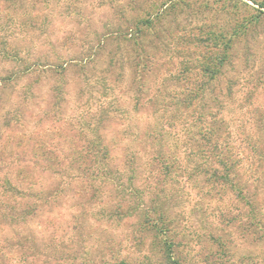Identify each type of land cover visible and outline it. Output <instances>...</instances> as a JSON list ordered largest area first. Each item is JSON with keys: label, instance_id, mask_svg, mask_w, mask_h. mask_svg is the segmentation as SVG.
I'll return each mask as SVG.
<instances>
[{"label": "rangeland", "instance_id": "1", "mask_svg": "<svg viewBox=\"0 0 264 264\" xmlns=\"http://www.w3.org/2000/svg\"><path fill=\"white\" fill-rule=\"evenodd\" d=\"M253 14L259 20L234 35L230 63L210 80L201 65ZM9 75L2 162L13 176L27 166L38 197L59 186L36 201L18 243L0 231L10 244L2 264H167L168 248L180 264H264V161L250 164L242 144L244 134L264 140V0H0V77ZM187 99L203 112L218 102L235 144L241 132L236 185L214 182L205 165L194 172L182 133L177 148L163 146L177 157L169 170L149 159L145 126L161 122L172 137ZM100 143L111 173L92 187L88 173L39 168L76 166L78 152ZM131 150L139 153L128 168Z\"/></svg>", "mask_w": 264, "mask_h": 264}, {"label": "trees", "instance_id": "2", "mask_svg": "<svg viewBox=\"0 0 264 264\" xmlns=\"http://www.w3.org/2000/svg\"><path fill=\"white\" fill-rule=\"evenodd\" d=\"M259 18V14H253L252 16L246 18L245 21L240 24L241 26H238L236 29L232 30L229 37L226 38V47L224 50L219 51L216 49L215 53H212V56L209 58L210 62L208 61V63L202 64L200 71H202V73L208 72L209 76L211 77L210 80L220 75L224 65H228V62L230 61L229 49L232 48V40L234 35L239 33L241 27L246 29L249 24L257 22ZM6 56H9L10 58L12 57L13 59H18L15 53H8ZM28 69H30V67ZM13 77L14 75H9L7 77H3L2 79L0 77V92L6 85L7 81L12 80ZM193 90L194 94H196V97L193 99L197 98V95L199 94L200 101V99L203 98L201 96L203 95L204 87H202V85H198ZM188 93L190 92L188 91ZM198 104L200 103L196 102V100L195 102L191 99L184 101V106L180 112V115L173 116L175 117L176 125L179 126V132H175L172 137H170V132L163 130L161 122L154 123V127H150L149 125L145 126L146 128L143 134L145 135L146 140L149 139V141L153 143L151 147L155 148L150 153L149 159L160 160L163 167L169 170L172 166V161L176 160L177 157L175 156L174 150L171 152H166L163 150V146L167 142L173 141V148H177L179 143L178 138L180 133H182V143L186 147L190 148L187 155L185 156V159L187 161L193 162V164H195L198 168V170H195L194 172L201 173L199 167H203L202 165H205L210 171V175L214 177V182H224L230 185H236V182L238 181L236 168L239 167V164H241V152H239L241 151V132L236 135L238 143L235 144L231 132L226 130L224 127L226 124L225 120L221 117H218V113L221 112L219 108L220 104L216 107L215 105L218 104V102L215 104L211 103V105L208 103V108L205 112L202 110L203 105H199L198 107ZM185 108L191 109L192 114L185 116L183 113V111H186ZM173 122L174 118L170 117L166 124L169 123L168 125L171 127ZM244 135L245 136L242 139V144L249 150V154H247L246 159L250 160V164L252 165L254 163L262 164V161H264V140H258L257 134H255V139L253 138L252 134ZM99 137L100 136H98L97 141H100ZM100 144L101 148L86 146V148L82 150L83 152L81 151L82 153L78 152L76 155L77 159H81L79 162H77L78 165L76 164V166H72L71 164L64 166L62 163L47 162L44 165L40 164L39 168H50L54 171L56 176H61L64 175V173H68L67 169L72 171L75 177L77 173H82L84 175L88 173L86 177H82V180L88 182L87 185L92 187V185L96 183L97 179L101 180L110 178L106 175L107 173H111L109 170V165L111 164L109 148L104 143ZM136 153L139 152L137 150H131V156L125 155V158L121 161V163L127 165L126 167L130 168L134 160V155L137 156ZM46 156L48 158L50 157L48 155ZM53 158H55V156H53ZM35 164L38 163L35 162ZM258 164L257 166L255 165L256 171L259 168ZM15 172L16 174L13 176V173L9 170V164H3L2 157L0 156V231H3L5 228H9L11 230V236L9 237L5 233L4 238L0 241V258L4 254L3 248H6L8 245H10L5 242L8 237L13 239V241L16 239L17 243L23 239V236L21 233H19V230H23V225H25L30 218L29 215L34 214V211L37 208V204H35L36 201L42 200V202L46 203L49 197L55 198L57 188L59 186L58 184L55 188L50 189V192H44V195L42 196L43 198L40 196L38 197L39 192H33L34 181L28 175L30 173L29 168L27 166L20 167L19 169L15 170ZM259 172L262 173V170L260 169ZM245 183L246 182H243V185L241 184V192L246 189L244 186ZM24 197L30 199V201H24ZM117 207L118 206L115 208ZM25 239L27 240L28 237ZM13 243L14 242L11 244ZM165 245V242L161 240V244L159 246L160 250H158L159 253H161V251H166L167 248H164L166 247ZM20 255L23 256L24 254L21 252ZM164 258L166 259L165 263L167 262V264H180L179 259L173 256L172 250H170V248H168L167 254L164 256ZM0 264L2 263L0 262ZM121 264L126 263L124 260H122Z\"/></svg>", "mask_w": 264, "mask_h": 264}]
</instances>
